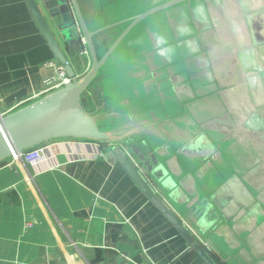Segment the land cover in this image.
Masks as SVG:
<instances>
[{
  "label": "crops",
  "instance_id": "crops-1",
  "mask_svg": "<svg viewBox=\"0 0 264 264\" xmlns=\"http://www.w3.org/2000/svg\"><path fill=\"white\" fill-rule=\"evenodd\" d=\"M78 1L90 23L96 16L98 29L167 0ZM243 3L255 5L258 0ZM223 11L219 0H209L151 17L135 46L125 44L111 57L109 95L98 85V90L90 89L93 100L87 97L84 103L113 136L134 134L144 122L161 125L180 141L204 135L194 150L158 149L167 170L179 175L181 189L174 202L159 196L180 222L186 204L182 196L193 198L186 191H199V198L210 194L247 166L248 158L225 143L219 131L200 129L206 120L226 114H220L224 108L213 96L217 86L210 73L228 71L231 62L213 64L202 58L204 51L222 48L220 40L226 43L214 32L210 16L216 12L222 17ZM116 33L110 31L109 38ZM50 61L52 53L25 1L0 0V114L40 94L44 79L54 74L43 66ZM138 76L143 78L140 83ZM142 128L133 136L149 158L153 148L164 146ZM40 148L39 163L9 159L0 164V264H206L98 144L55 140ZM256 212L253 206L244 210L234 229L228 224L220 231L228 241L217 239L215 248L201 242L214 261L256 264L262 259L264 226L259 224L264 214L255 220ZM246 213L253 214L244 219Z\"/></svg>",
  "mask_w": 264,
  "mask_h": 264
},
{
  "label": "water",
  "instance_id": "water-1",
  "mask_svg": "<svg viewBox=\"0 0 264 264\" xmlns=\"http://www.w3.org/2000/svg\"><path fill=\"white\" fill-rule=\"evenodd\" d=\"M24 1L52 53L57 69L64 71L70 79L78 78L0 118V164L13 155L55 140L96 143L106 159L123 167L145 197L158 207L206 264H218L201 242L215 248L217 239L228 241L227 233L220 231L228 224L234 229L235 220L252 206L257 211L255 220L264 214L261 210H264V0H258L255 5L243 3L244 0H219L224 5V16L217 17L214 15L216 12H210L214 32L226 43L220 40L222 48L204 51L206 54L202 58L213 64L221 61L231 63L228 71L216 69L210 73L217 86L216 90H212L213 96L223 106L220 114L225 111V117L206 120L200 129L219 131L224 142L238 148L248 160L243 171L237 170L210 194L199 198V191H186V195L193 198L188 200L190 197L182 196L186 202L183 222L174 217L159 196L161 194L174 202V195L181 189V184L177 181L179 175L167 170V163L158 149L194 150L204 135L199 133L191 140L183 138L180 141L161 125L144 122L137 125L132 133L136 134L143 127L141 131L150 132L164 146L153 148V153L147 158L135 144L138 140L134 134L113 136L109 130L102 129L95 113L85 106L83 96L89 94L96 84L103 87V94L109 95L108 85L113 75L111 57L125 48V44L135 46L142 38L141 28L148 19L184 5L200 1L206 4L209 0H167L98 29L96 16L90 23L78 0ZM112 30L117 31V35L105 42ZM208 73L205 71L202 74ZM139 78L136 77V81L142 82L143 78ZM131 116L136 120L140 118L139 115ZM221 123H226V126ZM123 145L128 147V151L122 148ZM225 204L227 209L223 207ZM253 213H246L244 219ZM259 226H264V220ZM256 264H264V256Z\"/></svg>",
  "mask_w": 264,
  "mask_h": 264
},
{
  "label": "built area",
  "instance_id": "built-area-1",
  "mask_svg": "<svg viewBox=\"0 0 264 264\" xmlns=\"http://www.w3.org/2000/svg\"><path fill=\"white\" fill-rule=\"evenodd\" d=\"M43 66L46 68L54 69V74L47 77L46 79H44L42 91L40 92L39 95L36 96V98L32 99L31 102L39 99L40 97H42L44 95H47L51 92H54V91L61 89L67 83H70L73 79L78 78V76H76L75 78L70 79L64 71H59L57 69V66H56L54 61L47 62ZM26 104H28V103H26ZM26 104L20 103V105H16V107H14L13 109H10L9 111H7L5 113L0 114V118L2 116L6 115L7 113L11 112L12 110L17 109V108L24 106ZM88 106L86 105L87 108H89ZM42 157H43L42 156V148H40V146H39V147L32 148L30 150H27L25 152H22L19 155H13L11 159L14 161H19L23 165H34L36 163H39L41 161Z\"/></svg>",
  "mask_w": 264,
  "mask_h": 264
},
{
  "label": "flooded vegetation",
  "instance_id": "flooded-vegetation-1",
  "mask_svg": "<svg viewBox=\"0 0 264 264\" xmlns=\"http://www.w3.org/2000/svg\"><path fill=\"white\" fill-rule=\"evenodd\" d=\"M109 36H107V39H106V41L105 42H108L109 41ZM100 45H103L104 46V44H99V46ZM98 87V86H97ZM97 90V89H96ZM98 94V92L96 91V95ZM90 98V100L92 99L93 100V96H92V94L91 93H89V94H84V96H83V101H84V103H85V101H86V98ZM91 112H93V111H91Z\"/></svg>",
  "mask_w": 264,
  "mask_h": 264
},
{
  "label": "rangeland",
  "instance_id": "rangeland-1",
  "mask_svg": "<svg viewBox=\"0 0 264 264\" xmlns=\"http://www.w3.org/2000/svg\"><path fill=\"white\" fill-rule=\"evenodd\" d=\"M110 34V32H108L107 36ZM96 89L98 90L97 84H96Z\"/></svg>",
  "mask_w": 264,
  "mask_h": 264
}]
</instances>
